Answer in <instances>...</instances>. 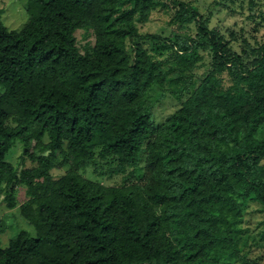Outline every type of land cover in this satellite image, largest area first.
Segmentation results:
<instances>
[{
	"label": "trees",
	"instance_id": "trees-1",
	"mask_svg": "<svg viewBox=\"0 0 264 264\" xmlns=\"http://www.w3.org/2000/svg\"><path fill=\"white\" fill-rule=\"evenodd\" d=\"M26 13L18 31L0 20V207L24 187L33 234L0 264H259L241 225L247 203L264 208V36H226L191 0H27ZM154 13L171 36L140 31ZM233 13L264 32V0ZM167 97L180 106L157 124ZM16 145L33 167L7 160Z\"/></svg>",
	"mask_w": 264,
	"mask_h": 264
},
{
	"label": "rangeland",
	"instance_id": "rangeland-1",
	"mask_svg": "<svg viewBox=\"0 0 264 264\" xmlns=\"http://www.w3.org/2000/svg\"><path fill=\"white\" fill-rule=\"evenodd\" d=\"M194 1L195 7L201 13H205L207 9L213 10L210 27L219 30L222 34H226V30L235 32L237 37H246L250 42L259 41L264 36L263 30L255 31L252 24L244 21V17L233 10L247 11L249 0H191ZM27 0H0V20L3 25L10 31H18L27 22L29 16L26 13ZM240 2L242 6L240 7ZM166 17L160 13H154L150 17V21L140 26L141 32L160 33L164 36H171V31L164 27ZM79 46L83 44L81 32L76 33ZM180 106V103L171 97L165 98L161 103L157 104L153 110L154 122L161 124L167 116L172 114ZM21 155V146L16 145L7 156V160L18 167V170L29 169L33 164L26 159L24 163H19ZM65 168L57 167L51 171L54 178H58L65 173ZM30 178H37L36 173L29 172ZM87 179L99 182L106 186H117L122 183V177L116 176L111 178L97 177L89 168L84 173ZM37 180V179H36ZM17 206L13 209H7L3 204L0 207V219L6 224L5 231L0 234V247H6L9 240L16 235L18 231L25 230L33 234L32 226L24 220L20 214L18 207L26 200L25 189L20 186L16 189ZM241 228L245 234L243 241L250 247V259L257 260L259 264H264V208L257 203H247L243 211V223ZM246 246V247H247ZM221 264H234L229 258H221Z\"/></svg>",
	"mask_w": 264,
	"mask_h": 264
}]
</instances>
